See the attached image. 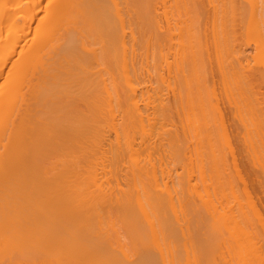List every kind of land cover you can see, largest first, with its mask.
I'll list each match as a JSON object with an SVG mask.
<instances>
[{
	"label": "bare ground",
	"instance_id": "1",
	"mask_svg": "<svg viewBox=\"0 0 264 264\" xmlns=\"http://www.w3.org/2000/svg\"><path fill=\"white\" fill-rule=\"evenodd\" d=\"M203 1L207 11L201 0H0V264L244 263L240 240L258 229L241 228L205 156L209 128L231 133L230 167L255 190L234 149L240 115L226 120L224 106V119L209 99L211 120L195 97L208 73L217 100L213 75L231 77L254 98L243 126L264 148V0ZM209 51L229 57L225 69L212 74ZM149 68L162 88L144 87ZM179 146L188 161L178 177ZM259 250L245 262L264 263Z\"/></svg>",
	"mask_w": 264,
	"mask_h": 264
},
{
	"label": "rangeland",
	"instance_id": "2",
	"mask_svg": "<svg viewBox=\"0 0 264 264\" xmlns=\"http://www.w3.org/2000/svg\"><path fill=\"white\" fill-rule=\"evenodd\" d=\"M202 2H203V4H204V8H206V3H205V1H203V0H201ZM238 1H240V2H243L242 0H238ZM210 7H209V5H208V8H206L205 9V11H207L208 9H209ZM202 11V10H201ZM202 13V12H201ZM206 15V12H204L203 11V13L200 15L201 16V18H199L200 19V23L202 22V25L201 26H206V27H209V25H210V21H209V24H208V21H206V20H204V19H206L207 18V16L208 15H206V18L204 17V19L202 18L203 16L202 15ZM207 23V25H206V23ZM205 23V24H204ZM237 34H239V32L237 33ZM243 33H241V31H240V34H239V36L238 35H236L235 36V38L237 39H235L236 40V42H240L239 44H240V48L242 49L243 48V51H244V53L245 54H247V52H249L248 54H253L252 52L254 51V45H252L251 44V42L250 41H248V43H250V45H246V42L247 41H245L246 39L245 38H247V37H244V35L241 37V35H242ZM208 35V34H207ZM207 37V38H206ZM205 38L206 39H208L209 37H211V36H206ZM239 37V38H238ZM212 38V37H211ZM249 38V37H248ZM225 39V38H224ZM227 39L229 40V37H227ZM241 39V40H240ZM239 40V41H238ZM208 41H212V39L211 40H208ZM230 41V40H229ZM228 41V42H229ZM243 42H245V46L243 45ZM211 44V43H210ZM238 44V43H237ZM158 45V44H157ZM243 47H242V46ZM209 46H212V45H209ZM249 46V47H248ZM211 48V50H212V52H214L213 51V47H210ZM156 49H158V51H160V47H159V45H158V47L156 48ZM158 53V52H157ZM159 54V53H158ZM210 54H212L213 55V57L215 58L216 56H214V55H216V54H213V53H211L210 51H209V58L208 59H204L205 60V62L208 64V67L210 68L211 66V68L210 69H212V74H215V72H216V66H217V64H220V61L222 62L223 61V59L221 60V59H219V62H218V60L217 59H215V60H212L211 61V59H214V58H211L212 56L210 55ZM247 54V59L249 58V55ZM150 56V55H149ZM148 56V58H150L151 59V57H149ZM157 56V57H156ZM223 58L225 57V56H222ZM227 57V56H226ZM251 57V56H250ZM147 58V59H148ZM157 58V59H156ZM229 58V57H228ZM228 58H227V60H225L226 58H224V60L225 61H227V63L225 62V61H223V63H225V64H228ZM147 59H145V61L147 60ZM158 59H160L159 58V55H155V60L154 61H156L157 60V62H152L151 60H150V62L151 63H153V64H155L156 66L154 67L155 69H154V73L156 74V72H158L159 73V71H160V73L162 72V74H163V72H164V75L166 76L167 75V73H165V68L162 66L163 64L162 63H160L161 62V60H159L158 61ZM249 61H252V59L251 58H249L248 59ZM145 61L143 60V63H145ZM242 61H244V60H242ZM148 62H149V60H148ZM253 62V61H252ZM146 65H144V67H146L147 68V62L145 63ZM159 64H161L160 66H159ZM207 64H204L205 66H206V68H207ZM215 64H216V66H215ZM196 65H197V63H196ZM198 66V65H197ZM220 66H222L221 64H220ZM152 67V66H151ZM150 67V68H151ZM153 67L151 68V69H153ZM213 67H216L215 69L216 70H213L214 68ZM149 68V72L151 73V75L149 76V78H146V76H145V78H144V84L143 85H145L144 87H150V86H154V85H157V84H159L160 85V80L158 81V83L156 84H154V82L155 81H157V80H153V78L154 79H157L153 74H152V70ZM209 68H208V70H209ZM222 68H224L225 69V66H222ZM159 69V70H158ZM162 69H164V70H162ZM220 69H221V67H220ZM156 70H158V71H156ZM226 70H228V73H227V76H226V74L224 75L225 76V78H227L228 76H230V72L229 71H231L230 70V67H229V69L227 68ZM210 71V70H209ZM215 71V72H214ZM218 71V70H217ZM221 71H222V69H221ZM225 71V70H224ZM167 72V71H166ZM157 73V74H158ZM218 73H220V72H218ZM222 73V72H221ZM152 75L154 76L153 78H152ZM210 75H211V73H210ZM219 74H217V75H213V78H214V85H215V87L217 88H214V89H216L217 90V92H215V91H213V93L215 92V94H218V92H219V95H217L218 96V100H217V98H215V96H214V94H212V91H211V89L212 88H210V91L209 92H207L208 90H209V87H211L210 86V84H209V82L211 83V80L209 81V78H208V76H209V73H208V75H207V84H208V86L209 87H207V91L206 92H204L203 93V89L201 88V91L199 90L200 88L198 87V85L199 84H196V87H197V89H196V91H197V96L195 97V101H196V103H197V105H199V106H203L204 107V109L206 110L205 112V115L207 116V118L210 116V118H211V120H212V116H213V118H214V116H215V111L213 110V105H212V102L211 101H213V104H214V102H215V100H216V102L218 101V103H219V107H221V109H222V112H223V118L225 119V117H227V115H228V118L226 119V120H228V119H230L229 118V115L231 114V113H229L228 114V112L227 111H230V112H235L236 114H239L240 116H238V118H237V122L239 123L238 125V129L236 130L237 132H238V136L236 135V136H233V137H236L237 138V141L235 142L236 143V148H234L235 149V151L237 150V152H238V157H237V160H238V158H239V163H240V166L241 167H239L240 168V170L242 169L243 170V168L245 167V165H246V171H247V169H248V173L245 171V169H244V172L242 173V174H244L243 175V177H245L246 175H245V172L247 173V174H249L250 173V175L252 176V179H251V181L254 179V181H253V184H254V187H255V190H251V189H249V191L251 190L252 192L251 193H247V191H246V193H245V191H243V183H242V181H241V178H240V176H241V171H239V174L238 173H236L233 169H232V166L230 167V154H229V152H230V149H229V147L227 146V137H229L230 138V140H232L231 138H232V136H231V133H230V135H225L224 134V132H222L220 129H217V128H215V125H214V128H212L213 126L212 125H210V127L212 128L211 130H209L208 129V131H212L210 134L211 135H209V140H208V146L206 147V149H205V156H206V158H208L207 159V161L209 162V164H212V165H210V166H214V168H216V169H212L213 171L211 172V171H209L210 173H212L213 175H212V177H213V181H214V183H216L217 185H213L214 187H216V186H218L217 187V189H219V190H221V192H222V194H223V197H224V201L227 203V202H229L228 204H232L233 203V201H234V207L235 208H237V211L238 210H240V211H238V221H239V223H240V226H241V228L243 229V230H245V231H252L253 229L254 230H257L258 232V234L257 233H255L256 235L253 237L252 236V238L250 237V239H249V237H248V240H247V238H244L245 240H240V248L238 249L239 251V254H241V260H242V262H244L243 264H249V263H246L245 261H252L253 260V263H254V259H252V255H253V249L254 248H258V250L260 249L261 250V253H260V255L262 256V258L264 259V247H263V245H264V232L263 233H261V229H260V226H259V224L260 223H258L259 221H258V216H259V213L260 212H263V209L262 208H260V204L258 203V201H257V199H256V197H255V194L258 196V198H261V199H263L262 201H263V203H264V194H262L261 195V193H264V187H263V192H261V190H260V188L259 187H257V185H256V182H258V181H260L263 185H264V167H260V165L259 164H263L264 163V148L260 145V144H258V140H257V137H258V135H256V133H254V131H252L253 129H250V130H246V128H245V126H243V122H244V120L245 121H248V117H249V115L251 114L250 113V110H251V108L249 109V106L248 105H250V103H248L249 102V98L248 97H250V96H248V94H246L245 95V93H246V91L247 90H245L244 91V89H243V91H244V93L242 92L241 93V90L240 89H238V88H236L235 87V82H234V84L233 83H231L230 82V79H231V77H228V79H224V76H221L225 81H221V79L218 81V80H216V77L215 76H217V78L219 77L218 76ZM221 75V74H220ZM151 77V78H150ZM169 77V76H168ZM149 81H148V80ZM199 79V78H198ZM222 79V80H223ZM194 81L195 80H193L192 81V83H194ZM216 81H218V82H216ZM227 81V82H226ZM233 81V80H232ZM199 83H200V81H198ZM177 83V82H176ZM213 83V82H212ZM211 83V84H212ZM217 83H219L218 85H217ZM221 83V84H220ZM224 83V84H223ZM226 83V84H225ZM146 84H148V85H146ZM150 84V85H149ZM176 85V84H175ZM193 85H195V84H193ZM232 85H233V87H232ZM237 85H238V83H237ZM160 87H161V85H160ZM176 87H177V85H176ZM222 87V88H221ZM162 88V87H161ZM224 88V89H223ZM213 89V90H214ZM242 89V88H241ZM261 90H263L262 92H263V95H264V88L263 89H261ZM196 91H194V92H196ZM223 91V92H222ZM167 93L169 94V98H170V96H172L171 94H170V91H167ZM166 93V96L168 95ZM212 95H211V94ZM237 93V94H236ZM241 93V94H240ZM195 94V93H194ZM201 94V95H200ZM237 95V96H236ZM249 95H250V93H249ZM212 96H214V97H212ZM216 96V97H217ZM230 96V97H229ZM242 96H244V97H242ZM168 97V96H167ZM205 99H204V98ZM247 97V98H246ZM252 97V98H251ZM251 97H250V102H252V101H254L253 99V96L251 95ZM215 98V99H214ZM209 99H211V101L209 100ZM224 99V100H223ZM239 99V100H238ZM252 100V101H251ZM204 101V102H203ZM207 103H206V102ZM239 102H241V104L239 103ZM204 103V104H203ZM222 104V105H221ZM223 104H225V105H223ZM253 104H255V103H253ZM225 106V107H224ZM240 106V107H239ZM253 106L254 105H251L250 107H252L253 108ZM213 107V108H212ZM223 107H224V109H225V112L227 113V115H226V113L224 114V109H223ZM241 108H243V109H241ZM228 109V110H227ZM254 109V108H253ZM252 109V110H253ZM233 110V111H232ZM251 110V111H252ZM208 111V112H207ZM211 111H212V113H211ZM254 111H256L255 109H254ZM258 112V111H257ZM243 113H245V114H243ZM248 113H249V115H248ZM256 113V112H255ZM226 115V116H225ZM232 115V114H231ZM245 115H246V117H245ZM248 115V116H247ZM233 116V115H232ZM232 116H231V118H232ZM236 116V115H235ZM174 118H175V116H174ZM235 118V117H234ZM239 118H241V120L239 119ZM225 121V120H224ZM230 121H231V119H230ZM234 121L236 122V120L234 119ZM210 121L208 120V123H209ZM225 124H227V121L225 122ZM237 124V123H236ZM246 124V123H245ZM250 125H252L253 126V124H250ZM259 125V124H258ZM247 126V128H249L250 126H248V125H246ZM254 127V130L255 129H258L257 127H259V126H257V127H255V126H253ZM217 132V135H216V132ZM220 130V131H219ZM241 130H242V132H241ZM261 130H263V129H261ZM213 131L215 132V133H213ZM228 131V133H229V130H227L226 129V132ZM264 131V130H263ZM236 132V133H237ZM253 132V133H252ZM258 132V131H257ZM212 133H213V136H212ZM234 133H235V131H234ZM235 133V134H236ZM215 134V135H214ZM262 135H263V133H261ZM245 135V136H244ZM261 135V136H262ZM231 136V137H230ZM221 137H223V138H221ZM262 137H264V136H262ZM194 138H196V136H194ZM217 139V141H215L216 139ZM236 138H234V139H236ZM260 138V137H259ZM223 139V140H222ZM264 139V138H263ZM213 141H215L214 143H213ZM228 142H229V139H228ZM254 142H256V143H254ZM224 144V145H223ZM254 144V145H253ZM244 146V147H243ZM222 147H224V148H222ZM234 147H235V145H234ZM180 148H182V147H180L179 146V148L178 147H176V152L177 153H174L175 154V157H174V160H176V164H178V165H176V175H178V177H179V175L180 176H182V174L183 173H185V171L183 170V169H181L182 167L184 168V166L182 165H180L181 163H183L184 161H183V159L184 160H187L186 159V156H185V158H184V156H183V154H184V152L182 151V150H180ZM208 148V149H207ZM218 148H219V150H218ZM249 150H248V149ZM225 149V150H224ZM217 150V151H216ZM228 150V151H227ZM241 151V152H240ZM178 153H180V155L178 154ZM183 153V154H182ZM210 154V155H209ZM235 154H237V153H235ZM246 154V155H245ZM185 155V154H184ZM208 155V156H207ZM240 155V156H239ZM237 156V155H236ZM183 157V158H182ZM192 157H194V156H192ZM224 157V158H223ZM243 157V158H242ZM177 158V159H176ZM182 158V159H181ZM193 159L194 158H192V161H193ZM222 159V160H221ZM243 159V160H242ZM188 161V160H187ZM218 161V162H217ZM221 161H222V164H221ZM226 161V162H225ZM179 162H180V164H179ZM211 162V163H210ZM217 162V163H216ZM230 162V163H229ZM185 163V162H184ZM183 163V164H184ZM187 163V162H186ZM228 163V164H227ZM247 163V164H246ZM189 166H190V164L189 163H187ZM217 164V165H216ZM219 164H220V166H219ZM224 164H226V165H224ZM249 164V165H248ZM255 164V165H254ZM248 165V166H247ZM250 165L251 166H253L252 168H250L249 169V167H250ZM208 166V165H207ZM229 168V169H228ZM253 169H255V171H253ZM223 170V171H222ZM250 170V171H249ZM219 172H221L220 174H219ZM227 174H226V173ZM193 173H195L194 172V170H193ZM233 175H232V174ZM263 173V174H262ZM225 174V175H224ZM239 175V177H237L236 175ZM253 174H255V175H253ZM194 175L195 174H193L192 175V177L194 178ZM228 175V176H227ZM258 176V178L256 179V178H254L255 176ZM260 175V176H259ZM223 176V177H222ZM219 177V178H218ZM224 177H225V179H224ZM237 179H236V178ZM249 177V175L248 176H246V178H248ZM181 178V177H180ZM216 179H218V181H219V183H218V181L216 180ZM222 179V180H221ZM228 179V180H227ZM235 179V180H234ZM249 179H250V177H249ZM255 179H256V182H255ZM194 180V179H193ZM224 180V181H223ZM233 181V182H232ZM241 181V182H240ZM228 182V183H227ZM260 182L258 183V184H260ZM213 183V182H212ZM230 183V184H229ZM231 183H232V185H231ZM221 184V185H220ZM229 186H228V185ZM237 184H239V185H237ZM231 185V186H230ZM226 186V187H225ZM252 186V185H251ZM221 187V188H220ZM228 187V188H227ZM229 187H231L230 189H229ZM254 187H253V189H254ZM226 188V189H225ZM239 188V189H238ZM258 188H259V190H258ZM234 189V190H233ZM236 189H237V191L239 192V193H237V191H236ZM230 190H232V191H230ZM240 190V191H239ZM248 191V192H249ZM254 191V192H253ZM233 193H234V195H233ZM241 193V194H240ZM253 193H255V194H253ZM228 194H230V195H228V197H227V195ZM237 194H239V195H237ZM245 195V196H244ZM254 195V196H253ZM233 196V197H232ZM243 196V197H242ZM262 196V197H261ZM231 197H232V199H231ZM235 198V199H234ZM232 201H231V200ZM245 199H246V202H245ZM251 199H256L255 201L254 200H252L251 201ZM231 202H230V201ZM239 200V201H238ZM241 200V201H240ZM251 201V202H250ZM236 202V203H235ZM252 203V204H251ZM257 204V205H256ZM237 206V207H236ZM247 206V207H246ZM247 209V212L245 211L246 209ZM249 207V208H248ZM257 208V209H254V208ZM249 212V213H248ZM241 213V214H240ZM252 218H251V217ZM242 219V220H241ZM254 220V221H253ZM244 225V226H243ZM239 226V227H240ZM249 226V227H248ZM257 227V229H255V228ZM252 230H251V229ZM260 231V232H259ZM251 233V232H250ZM246 236V235H245ZM261 237V238H260ZM254 239V240H253ZM243 245V246H242ZM253 245V246H252ZM243 249V250H242ZM259 250V251H260ZM243 252V253H242ZM243 255V256H242ZM261 256H260V258H261ZM247 258V259H246ZM254 258V257H253ZM263 259H261V260H263ZM259 262H260V264H264L263 263V261L261 262L260 261V259H259Z\"/></svg>",
	"mask_w": 264,
	"mask_h": 264
}]
</instances>
